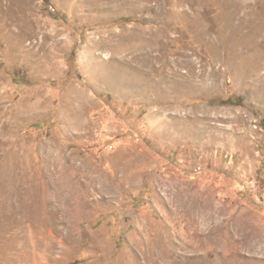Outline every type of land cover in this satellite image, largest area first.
Segmentation results:
<instances>
[{
  "label": "rangeland",
  "instance_id": "374dc122",
  "mask_svg": "<svg viewBox=\"0 0 264 264\" xmlns=\"http://www.w3.org/2000/svg\"><path fill=\"white\" fill-rule=\"evenodd\" d=\"M0 264H264V0H0Z\"/></svg>",
  "mask_w": 264,
  "mask_h": 264
}]
</instances>
